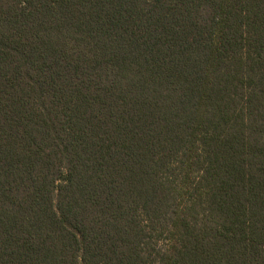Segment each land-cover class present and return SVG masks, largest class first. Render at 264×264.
Instances as JSON below:
<instances>
[{
    "label": "trees",
    "instance_id": "obj_1",
    "mask_svg": "<svg viewBox=\"0 0 264 264\" xmlns=\"http://www.w3.org/2000/svg\"><path fill=\"white\" fill-rule=\"evenodd\" d=\"M0 264H264V0H0Z\"/></svg>",
    "mask_w": 264,
    "mask_h": 264
}]
</instances>
